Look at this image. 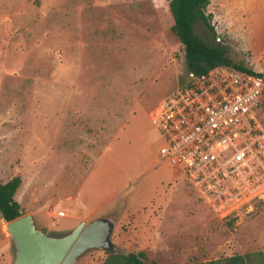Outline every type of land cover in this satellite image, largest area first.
Here are the masks:
<instances>
[{"label": "rangeland", "instance_id": "374dc122", "mask_svg": "<svg viewBox=\"0 0 264 264\" xmlns=\"http://www.w3.org/2000/svg\"><path fill=\"white\" fill-rule=\"evenodd\" d=\"M205 13L194 33L264 72V0ZM171 24L165 0H0V182L18 176L22 214L51 232L114 213L112 244L148 264L264 256V202L221 217L160 160L151 112L189 78ZM12 258L0 217V264Z\"/></svg>", "mask_w": 264, "mask_h": 264}, {"label": "built area", "instance_id": "2783aa9c", "mask_svg": "<svg viewBox=\"0 0 264 264\" xmlns=\"http://www.w3.org/2000/svg\"><path fill=\"white\" fill-rule=\"evenodd\" d=\"M188 75L151 112L160 160L179 167L217 215H239L264 202L263 76L223 66Z\"/></svg>", "mask_w": 264, "mask_h": 264}, {"label": "trees", "instance_id": "16d2710c", "mask_svg": "<svg viewBox=\"0 0 264 264\" xmlns=\"http://www.w3.org/2000/svg\"><path fill=\"white\" fill-rule=\"evenodd\" d=\"M172 18L170 29L182 45L186 69L189 73L200 74L207 70L223 66L237 71L260 74L233 62L226 51L219 45H212L202 40L193 31V25L202 21L210 27V15L205 13L209 0H165ZM20 182L18 176H13L0 182V217L5 221L12 220L22 214L18 202L13 198L15 189ZM100 264H148L142 251L109 252ZM185 264H264V256L260 250L232 254L222 259L194 260Z\"/></svg>", "mask_w": 264, "mask_h": 264}, {"label": "water", "instance_id": "95a60500", "mask_svg": "<svg viewBox=\"0 0 264 264\" xmlns=\"http://www.w3.org/2000/svg\"><path fill=\"white\" fill-rule=\"evenodd\" d=\"M114 213L80 220L73 228L51 232L36 222L33 214L24 213L5 222L13 248L11 264H73L88 249L116 252L111 233Z\"/></svg>", "mask_w": 264, "mask_h": 264}]
</instances>
